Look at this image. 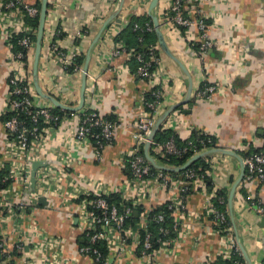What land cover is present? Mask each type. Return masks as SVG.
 Listing matches in <instances>:
<instances>
[{
	"label": "crops",
	"instance_id": "1",
	"mask_svg": "<svg viewBox=\"0 0 264 264\" xmlns=\"http://www.w3.org/2000/svg\"><path fill=\"white\" fill-rule=\"evenodd\" d=\"M120 0H49V14L45 27L44 41L39 62L38 80L42 92L61 103L76 107L80 102L82 74H68L60 61L49 56L50 39L55 41L68 54L78 53L86 57L94 40L103 30L106 21L117 8ZM152 0H125L117 18L106 28L92 49L89 66L86 99L84 107L97 110L104 118L117 117L120 128L115 131L113 144L107 146L99 160L91 148L65 149L70 136L68 125L55 134L47 150V159L58 161V152L71 154L77 160L68 170L84 181L102 180L110 190L116 192L129 177V170L122 167L123 160L133 147L132 132L135 121L144 113L143 102L146 94L160 88L164 94L162 113L175 104L184 102L189 92L190 77L172 58L160 48L155 81L148 82L132 75L128 57H115L119 44L115 37L129 23L130 17L149 15ZM172 0H160L154 13L163 22ZM34 6L42 0H23ZM210 25L208 38L216 46L207 52L202 61L190 43H200L196 28L169 33L162 30L171 54L182 62L192 79L191 99L174 113L172 118L182 115L175 123H164L182 138L190 136L193 129L204 130L217 139L218 148L239 153L247 151L248 145L264 147V0H199L191 3ZM188 8V7H187ZM60 33L65 34L59 38ZM81 35H80V34ZM37 36V33L36 35ZM57 37V39H56ZM79 44H76V39ZM36 45V43H35ZM33 60L30 76H33ZM12 64L7 42L0 38V113L6 93L9 90L8 74ZM34 80V79H33ZM203 83L218 84L221 89L212 96L211 101H199L196 92ZM36 106L50 102L36 93ZM189 111V114L185 112ZM7 133L0 121V155L3 153ZM145 147V146H144ZM243 158V157H242ZM215 158H212L214 161ZM212 170V180L217 189H226L228 194L241 174L240 163L236 158H219ZM245 158H243L244 160ZM211 161V160H210ZM88 190L93 186L83 183ZM245 187L247 197L253 196L264 204V184L259 181L247 182L246 174L238 185L234 199V213L241 232V241L253 264L264 262V216L248 208L240 193ZM172 197L171 190H160L150 198V204L157 207L166 205ZM46 200V204L40 201ZM205 196L194 193L187 198V210L203 214ZM245 203V204H244ZM71 208V207H70ZM66 208L60 198H41L35 208L36 219L48 236L64 240L63 258L69 264H97L92 257L81 255L80 248L85 242L78 226L80 208L73 205ZM1 218V217H0ZM209 220V219H208ZM207 218L192 224L190 241L182 244L176 259L163 256L162 264H207L214 262L220 248V236L213 233V225ZM4 231L8 243L14 245L17 237L12 222L6 223ZM200 243L193 246L194 239ZM49 252L48 255H51ZM127 256L120 263L135 264L136 260ZM0 264H8L0 254ZM13 264H26L23 257L16 255Z\"/></svg>",
	"mask_w": 264,
	"mask_h": 264
},
{
	"label": "built area",
	"instance_id": "2",
	"mask_svg": "<svg viewBox=\"0 0 264 264\" xmlns=\"http://www.w3.org/2000/svg\"><path fill=\"white\" fill-rule=\"evenodd\" d=\"M197 1L199 0H172L164 14L161 28L168 30L169 33L181 28L187 30L196 28L200 37V47L196 53L204 61L207 52L216 44L208 38L210 29L208 19L191 5ZM39 16L40 10L24 3L23 0H0V38L8 44L13 36H22L19 41L21 50L16 54L8 44L12 59L7 78L9 90L0 113V117L6 118L2 124L7 133L3 153L0 155V172L6 173L4 177H0V254L5 261L13 264V259L20 254L26 264H69L63 258L64 240L48 236L40 227L35 215L39 199L56 197L64 201L67 209L71 207L69 210H72L74 204L79 206L77 221L85 238L80 253L92 257L97 264H112L113 260L120 263L127 256L134 257L135 264H162L160 259L163 256L176 259L182 244L190 241L192 224L200 223L203 218L210 220L214 228L213 233L220 236L221 245L217 258L230 261V264H246L234 260L237 255H243L237 244L233 226L228 225L229 211L221 212L213 203L215 198L224 203L222 198L217 197L219 189L213 187L211 193L207 192L204 176H199L195 170L187 169L178 173V176L157 170L141 154V149L148 142L157 118L162 114L164 94L160 88L153 91L155 98L153 102L147 103L146 100L143 102L149 111L145 109L135 121L132 132L133 147L127 152L122 163V167L129 170V177L116 192L110 190L108 184L102 180L86 182L81 177L74 176L68 170L77 161L71 154L63 155V152H58V161L47 159L51 140L65 125L70 126L68 128L70 136L66 140L65 149L91 148L99 160L103 150L113 144L115 131L120 126L103 118L97 110L85 107L71 113L69 117H63L55 113L54 110L58 108L51 103L48 106H36L34 102L36 90L34 80L30 76V68L35 49L33 37L37 31L27 25L26 18L36 19ZM136 28L139 26L136 25ZM147 29L152 30L148 24ZM47 37L51 45L49 56L57 58L65 70L73 66L79 54L66 53L57 43L51 41V34ZM195 45L196 43H190L192 47ZM158 49L159 47L151 49L149 60L138 56L140 66L137 75L148 82L155 81L158 67L154 71L151 68L152 64L158 66L160 62L153 54ZM124 52V45L119 44L115 49V57L121 56ZM125 54L128 59L131 58V53ZM82 70L83 67H76L75 73L82 74ZM220 89L218 84H210L196 92V99L209 102ZM180 118L182 119V115H178L177 118L170 116L168 120L173 124ZM194 130L198 129L193 128L189 135ZM199 134L207 137V140L200 141L203 146L206 142L211 143V138L215 137L202 129ZM153 146L155 154L162 156L165 154L181 156L187 151V149L179 151L173 140L158 147L153 141ZM210 149L212 148L204 147L201 152ZM210 157L208 162L213 170L220 157L224 159L228 156L215 154ZM212 158H215L214 161ZM36 162H46V165L36 171V184L32 189L33 164ZM244 165L247 182L257 180L264 184V150L245 158ZM153 169L157 172L153 173ZM82 182L93 186V189L88 190ZM6 184L8 186L2 190L1 187ZM162 189L172 191L167 209L171 212L173 226H163L166 222L164 215L155 217L156 223L161 225L159 233L162 236L157 239L159 248L155 249L153 242L156 240L148 230L147 217L159 208L150 204L151 196ZM194 193L205 196L203 214L187 210V198ZM114 194L121 196V209L108 201ZM245 203L258 215L264 216V204L261 200L249 196ZM135 209L141 210L139 222L134 226L127 225V220ZM9 221L12 222L13 232L17 237L16 243L12 246L8 243L7 232L4 231V226ZM172 231L175 232V237L171 236ZM199 243L198 238L194 239L193 246ZM102 246L106 248L107 255L101 251ZM49 252L52 254L48 255Z\"/></svg>",
	"mask_w": 264,
	"mask_h": 264
},
{
	"label": "trees",
	"instance_id": "3",
	"mask_svg": "<svg viewBox=\"0 0 264 264\" xmlns=\"http://www.w3.org/2000/svg\"><path fill=\"white\" fill-rule=\"evenodd\" d=\"M34 7H37L41 11V3L40 2H37L34 5ZM50 8L51 7L49 5V9ZM26 23H27V25L33 27L37 31L38 26H39V17L36 19L26 18ZM147 24L150 25V27L152 28L151 31H149L147 29ZM136 25H138L139 28H136ZM180 30L183 33H185L187 31V29H185V28H181ZM64 35L65 34L60 33L59 38L64 37ZM21 38H22V36L15 35L11 39H9L8 44L12 46V51L14 54H16L18 51L21 50V48L19 46V41L21 40ZM56 39H57V37H56ZM79 39L80 38L76 39L77 45L79 44ZM33 41L36 43V36L35 35L33 37ZM114 42L116 44H123L125 52L131 53V58L129 59V61L127 63L129 65V68L131 70L132 75H137V71H138V68L140 66V63L138 61V56H142L145 60H149V57L151 54V49H153L154 47H159L158 38H157L156 32L154 30L153 20L148 15H146L144 17H135V16L130 17L129 23L120 33H118V35L114 39ZM199 47H200L199 43H196V45L193 48L196 52H198ZM153 54L156 56L157 59L160 60L161 55H160L159 49L155 50L153 52ZM122 55H125V54H122ZM84 61H85V56L83 54L77 56L74 60V65L67 67L65 71L68 74H74L76 72V67H79V68L83 67ZM156 68H157V64H152L151 70L154 71ZM140 79H142V78H140ZM207 86H208V83H203L200 87V90H203ZM155 89L156 88L150 90L146 94L145 100L147 103L153 102L155 100V98L153 97V91H156ZM145 109L148 110L147 107H145ZM179 110H180V108H179ZM54 111H55V113H57L63 117L71 116V113L64 112L60 109H55ZM104 118L106 120L118 123L117 117H115L113 115L106 116ZM5 119H6L5 117H0V121L2 123L4 122ZM199 133H200L199 129L194 130L190 136L182 138L180 135L177 134V132L175 130L167 129L164 126H162L161 129L159 130V132L156 134L155 139H154V142L157 145V147L158 146H164L167 142L173 140L179 151H183L185 149H187V151L184 152L181 156L169 155V154H165L162 156L160 154H158V155L155 154V152L153 150L155 148V146H153L151 151H150V154L160 164L168 165L171 167L183 166L188 160H190L193 156H195L196 153L201 152L204 149V147H208V148L213 149L214 145H216V146L218 145L217 139L215 137H212L211 138L212 142L211 143L206 142V145L203 146L200 141L203 139L207 140V137H205L204 135H200ZM263 150H264V147L263 148H254L251 144H249L247 151L245 150L243 152H240L239 154L243 158H247V157L253 156L257 153H260ZM141 154L143 156H145L144 155V147H142V149H141ZM210 158H211L210 156H208L206 158H202V159L198 160L197 162H195L188 169L197 171L198 175L201 177L204 176V179H205L204 182L206 185L207 192L211 193L213 190V187H214V183L212 180V175L210 174V173H212V170L210 167V163L208 162ZM155 172H157V170L153 169V173H155ZM5 174L6 173H4V172H0V177H2V176L4 177ZM171 175L172 176H178L179 174H171ZM7 186H8V184L2 186L1 189L5 190ZM239 193H240L241 199L245 202L247 199V192L245 191V187ZM217 197L222 198L224 203H220L219 200L217 198H215V199H213V203L215 204V206L221 212H228L229 211V209H228V190L219 189L218 193H217ZM108 201L111 205H115L119 209L122 208L120 205V202H121V196L120 195H118V194L111 195L110 198L108 199ZM77 202L80 203V200H78ZM140 214H141V210L135 209L133 211L131 217L127 220V225H132V226L136 225L139 222ZM160 214L164 215V217L166 219V222L163 224V226H165V227L173 226V218L171 217V212H169L167 209V204L162 206V207L156 208L155 211L147 217L148 230L152 233L153 238L156 240L153 242L155 249L159 248L158 243H157V239L162 237L159 233V229H160L161 225L157 224L155 221V217L160 215ZM228 225L230 227L232 226L230 216H228ZM142 234H144V233H142ZM171 236L172 237L176 236L174 231H172ZM101 251L103 252L104 255H107V250L105 247L102 246ZM234 260L240 261L241 263H245V260H244L243 256H241V255L240 256L237 255L236 258H234ZM230 263H231L230 261L223 260L220 257L216 258L214 260V262H212V264H230ZM263 264H264V262H263Z\"/></svg>",
	"mask_w": 264,
	"mask_h": 264
},
{
	"label": "water",
	"instance_id": "4",
	"mask_svg": "<svg viewBox=\"0 0 264 264\" xmlns=\"http://www.w3.org/2000/svg\"><path fill=\"white\" fill-rule=\"evenodd\" d=\"M124 2H125V0H120L118 2V5H117V8L115 9V12L106 21L103 30L100 32V34L94 40V43H93L91 50L87 53V55L85 57L82 75H81L82 83H81V92H80V102H79L78 106L72 107V106H68V105L61 103L60 101H58L57 99H55L54 97H52L50 95L44 94L42 92V89H41L40 84H39V80H38L39 62H40V57H41V52H42V45H43V41H44L46 22H47V18H48V14H49V0H42L41 11H40V16H39V26H38V30H37V36H36L34 63H33L34 86H35V90H36V93L38 94V96H40L44 100H47L48 102L53 104L56 108L63 110V111H66V112H70V113H76L84 107L85 99H86L85 97H86V90H87V80H88L89 66H90V62H91L92 49L94 48V46L99 41L103 31L106 28H108L109 25L117 18V16L119 15L120 11L122 10V8L124 6ZM159 2H160V0H152L150 3V6H149V15H150L151 19L153 20L154 30H155L157 38H158L159 46L164 51V53L167 56H169L170 58H172L177 64H179L181 66L182 70L190 77V84H189V92H188L186 100L184 102L175 104L174 106L168 108L164 113H162L157 118L155 126L151 132L149 139H148V142L146 143V145L144 147L145 158L147 159V161L151 164V166L153 168L167 172V173H172V174H178V173H181L183 171H186L195 162H197L198 160H200L202 158L210 156V155L221 154L223 156H229V157L236 158L240 163L241 174H240L238 180L235 182V184L233 185L232 189L230 190V192L228 194V209H229V215H230L231 223H232L233 230L235 233V237L237 240V244H238V246L242 252L245 263L246 264H253L251 259H250V256L248 255V253H247V251H246V249H245V247L241 241V232H240V229H239L238 224L236 222V216L234 213V199H235V196L237 193L236 190H237L238 185L243 181L245 174H246V167L244 165L243 158L240 157L236 152H234L232 150L221 149V148H218L216 145H214L213 149L201 152V153L193 156L183 166L171 167L168 165L160 164L150 154V151L152 148V143L155 139L156 134L159 132V130L164 125V123L167 121V119L171 116V114L174 113L175 111H177L183 105H185L191 99V96L193 93L191 76L188 73L187 69L182 64V62L180 60L176 59L171 54V52L167 46L164 34L162 32V28H161V24L159 22L158 15H156V13H154L156 11L158 5H159ZM185 113L189 114L190 112L187 111ZM45 165H46V162H36L33 164L32 181H31L32 189L35 188V184H36V179H35L36 171L38 170V168L44 167ZM46 203L47 202L44 199H42L40 201V204H42V205H45Z\"/></svg>",
	"mask_w": 264,
	"mask_h": 264
}]
</instances>
